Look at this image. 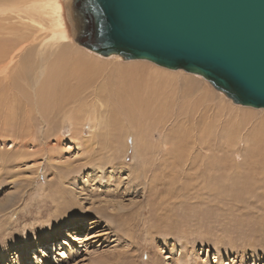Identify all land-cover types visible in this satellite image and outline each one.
Here are the masks:
<instances>
[{"label":"rangeland","instance_id":"1","mask_svg":"<svg viewBox=\"0 0 264 264\" xmlns=\"http://www.w3.org/2000/svg\"><path fill=\"white\" fill-rule=\"evenodd\" d=\"M17 1L21 0H0V5ZM59 1L68 35L65 40L62 31L47 24L54 19L43 3L38 10L41 18L31 19L19 10L0 13V44L12 57L1 60L0 70L49 64L61 49L95 57L76 44L70 6ZM108 62L112 68L117 63L118 67L134 68L139 76L154 70L144 62L121 58ZM195 79L173 74L178 82L166 100L165 106L173 111L169 113L177 117L178 107L195 99L211 103L226 117L214 122L212 129L218 148L238 152L237 164L244 162L242 156L249 151L262 152L263 158L264 111L235 107L206 80ZM23 84L26 88L28 83ZM185 88L191 90L184 91L187 95L182 92ZM24 104L10 108V103L0 101V264H264V197L245 195L253 190L250 184L177 186L166 182L169 186H161L152 181L144 196L141 186H135V178L129 176L137 163L130 144L125 160L116 156L112 163L102 156V137L93 141L87 129L84 135L73 134L67 120L61 123L57 118L50 126H41L35 113H30L31 127L22 128ZM17 107L18 111H11ZM234 113L243 121L235 126L244 125V129L233 131L226 125L235 118ZM48 127L51 132L43 134ZM58 127H62L59 134L53 133ZM174 127L167 121L164 135L169 136ZM229 131L236 137L232 142L225 141ZM192 133L183 140L190 142ZM131 140L130 136L128 143ZM225 162L229 163L227 157L215 160L216 164ZM263 162L260 159L262 169ZM255 189L264 193V188ZM104 213L116 218L107 220L101 217ZM45 238L50 245L42 243Z\"/></svg>","mask_w":264,"mask_h":264},{"label":"bare ground","instance_id":"2","mask_svg":"<svg viewBox=\"0 0 264 264\" xmlns=\"http://www.w3.org/2000/svg\"><path fill=\"white\" fill-rule=\"evenodd\" d=\"M65 1L70 6L71 0ZM41 3L46 8L50 7L49 13L54 19V21L48 20L47 24L59 29V33L62 31V40H65V37L68 38L63 24L62 4L59 0H39L38 2L37 0H21L10 3L11 6L6 2L0 5V13L19 10L31 19L41 18V14L38 13V10L43 9ZM55 34L52 33L51 36ZM51 39L47 40L51 41ZM82 49L95 57L61 49L49 64L42 63L37 67L23 64L20 70H0V101L10 103V108L15 104L21 106L19 104L26 102L24 104L26 119L22 117V128L31 127L30 113H35V118H38L36 122L41 126L46 124L50 126L57 118L62 119L61 123L67 120L70 132L73 134L84 135L85 131L89 130L93 141L100 140L102 137L103 139L99 141L100 149L104 154L102 156H106L108 161L116 156L125 160L130 144L133 149V158L137 163L133 169L134 173H129V176L135 178V186H141L140 191L144 192V196L151 190L148 187L149 183L152 184L153 181L156 185L154 181H157L161 186L166 185V182L177 186L189 184L202 186L211 184L212 186L218 182L228 183V185L248 183L253 190L247 191L248 194L245 195L255 199L264 197L260 189H255L256 187L264 188V167L260 168V159L264 160V156L261 157L262 152H246L242 156L244 162L237 164L235 163L237 158L241 157L238 152L228 151L226 147L218 148L217 142L212 140L214 122L222 121L223 117L226 118L218 107L211 103L205 104L198 99L186 105L181 101V105H184L180 106L181 108L178 107L177 119L171 114L172 108L168 110L165 106L166 100L172 97L170 93L172 94L173 91L170 88L178 82L173 80V74L183 73L187 77L196 78L195 80L202 79L201 77L181 70L160 68L145 61H136L148 63L154 68L150 70L151 75L139 76L134 68L118 67V63L115 68H112L109 64L111 62L108 61L120 59L117 56L104 58ZM5 59L11 60L12 57L0 44V62ZM12 72L14 74H8ZM23 83H28L26 88ZM184 91L191 90L189 88L182 90L187 95ZM184 96L182 95L183 99ZM16 110L18 111V107L11 109L14 112ZM249 110L264 111V109L253 108ZM170 111L172 112L169 113ZM237 115L239 113H234L235 118L226 123L233 131L245 128L244 125L235 126L243 122ZM169 120L175 127L167 136L164 135L163 130ZM255 124V130H257L260 123ZM182 128L185 133L182 132ZM61 129L62 127H58L57 131L52 130V132L59 134ZM33 131L34 129H31L32 133ZM191 131L193 133L190 134L192 138L189 136L190 142L183 140V137ZM50 132L51 129L48 127L42 133ZM130 136L132 140L128 143ZM204 139L206 141H203ZM235 139L236 137L230 131L226 132L225 141L232 142ZM232 147L233 145L229 148ZM224 157L228 158L229 163H215L216 159L220 160ZM178 160H181L180 164ZM262 164L264 165V162ZM170 168L171 171H168ZM156 174L158 176L155 179ZM167 174H170L169 177ZM97 211L100 212V210H93L95 213ZM101 217H106L107 220L116 218L106 213ZM47 241L45 238L42 243L48 246L50 244Z\"/></svg>","mask_w":264,"mask_h":264},{"label":"water","instance_id":"3","mask_svg":"<svg viewBox=\"0 0 264 264\" xmlns=\"http://www.w3.org/2000/svg\"><path fill=\"white\" fill-rule=\"evenodd\" d=\"M78 46L206 80L264 109V0H71Z\"/></svg>","mask_w":264,"mask_h":264}]
</instances>
